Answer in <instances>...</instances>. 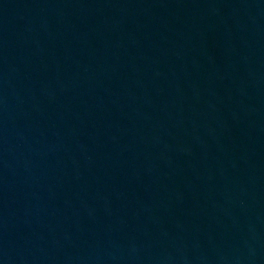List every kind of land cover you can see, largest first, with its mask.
I'll use <instances>...</instances> for the list:
<instances>
[{"label": "water", "instance_id": "water-1", "mask_svg": "<svg viewBox=\"0 0 264 264\" xmlns=\"http://www.w3.org/2000/svg\"><path fill=\"white\" fill-rule=\"evenodd\" d=\"M0 264H264V0H0Z\"/></svg>", "mask_w": 264, "mask_h": 264}]
</instances>
